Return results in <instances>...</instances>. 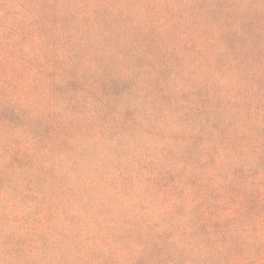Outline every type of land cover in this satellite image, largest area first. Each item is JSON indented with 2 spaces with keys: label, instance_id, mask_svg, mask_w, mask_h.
Returning <instances> with one entry per match:
<instances>
[{
  "label": "rangeland",
  "instance_id": "374dc122",
  "mask_svg": "<svg viewBox=\"0 0 264 264\" xmlns=\"http://www.w3.org/2000/svg\"><path fill=\"white\" fill-rule=\"evenodd\" d=\"M37 1L38 12L39 3L49 4ZM69 3L77 12H68ZM55 7L62 27L91 9L98 22L80 34L70 62L59 48L65 87L48 62L53 40L44 39L49 45L27 67L50 92L27 89L22 101L51 95L56 109L80 115L73 132L88 127L106 140L65 147L77 159L73 174L32 175L35 193L10 190L20 217L2 230L14 234L17 264H87L89 257L88 264H144L133 260L130 240L152 230L149 222L200 220L203 235L220 237L235 215L226 243L234 256L215 264H264V179L225 165L223 180L210 165L200 168L205 157L225 156L221 141L238 137L256 150L249 138L264 140V0H58ZM2 65L0 91L17 78ZM9 103L23 107L20 99ZM192 127L200 132L189 141L211 137L209 149L184 144ZM48 208L51 225L39 231Z\"/></svg>",
  "mask_w": 264,
  "mask_h": 264
},
{
  "label": "trees",
  "instance_id": "16d2710c",
  "mask_svg": "<svg viewBox=\"0 0 264 264\" xmlns=\"http://www.w3.org/2000/svg\"><path fill=\"white\" fill-rule=\"evenodd\" d=\"M46 1L49 4L44 3L45 7L42 3H39L42 8L39 6L41 12H38L35 9L38 4L37 0H0V69L4 70L2 64H8L10 78L14 80L15 76L17 77L14 84L11 81V84L1 86L0 91V264H17L13 255L14 244L11 239L14 234L2 230L3 226L15 227L20 217L18 213L12 210L16 199L14 201L9 200L10 190H13L14 187L17 192L16 187L24 185V194L28 192L35 193V189L30 190L31 184L34 182L31 179L32 175H36L38 181H40L45 178V175L53 174V170L56 174L75 171L70 166V162L77 159L65 147L77 144V148H79L88 139L106 140V137L96 134L99 133L96 131L93 133V130L88 127L73 132L71 125L76 123L74 121H77L76 119H79L80 115L69 112L64 107L56 109L53 102H51V95L48 97L46 95H36L32 103H28V99L25 102L22 101V99H25L24 93L27 89H30L31 93H37L46 88L44 83L41 82L42 77L31 75L27 67L28 64L31 65L30 61L40 59L42 53L37 48L44 44L49 45L44 42V39L50 38L53 40L51 45L53 46L51 48L53 59L52 62L49 60L48 62L52 63L54 73L60 78L58 82H62V86L65 87L67 84V81H65L66 76L62 74L57 66V62L61 61L58 54L59 48L63 47L65 50L62 52L68 54L63 57L62 61L70 62L71 55L74 56L75 54L77 41H84L85 39L80 34L87 31L88 25L98 22L95 10L91 9L88 13L75 19L79 23L74 20L73 23L65 24L62 27L60 25V11L55 7L58 0ZM69 4L68 8L71 9L68 12L75 13L73 10L77 12L78 2H75L76 6ZM60 27L62 31L59 30ZM24 46L28 47L25 48L26 53L24 56H21L19 52ZM30 46H33L35 51ZM3 53H5V56ZM40 73L43 77L52 75L46 73V71H40L38 74ZM27 76L30 77L31 82L26 79ZM17 80H19V83ZM49 81L52 83L51 80ZM49 92L50 89L43 91V93ZM63 94H66V92H63ZM12 95L14 97L10 98ZM15 99H20L22 108H16L15 106L10 108L12 105L9 101ZM60 99L63 103L66 102L65 97L60 96ZM29 106L32 107L30 111L35 112L34 116L29 112ZM36 129L39 130L38 133H36ZM49 131H52L51 135H48ZM198 132L200 131L194 129V127L187 129L182 138L184 144L192 142V147H195V149L199 145L202 149H209L211 137L207 139L208 141L201 140L202 143L197 142L198 145L193 143L194 140L189 141V139H192L190 137L198 135ZM245 132H250V129L248 128ZM176 139L179 140V137H176ZM249 140L256 144V150H251L248 147L249 145L247 143L243 144L238 137L221 141L223 147L221 152L225 156H221V153L217 152L219 154L216 156L205 157L203 161H200V168L210 165L211 172L213 173L212 169L218 171L219 174L217 175L223 179L224 171L222 168L225 169V165H227L243 171H250L264 179V140L259 141L256 138H249ZM249 151L253 153L250 154ZM80 165L86 164L80 161ZM226 178L228 177L226 176ZM260 184L264 192V183L260 182ZM17 193L20 194L21 190L19 189ZM21 197L27 199L26 195H21ZM7 202L11 203L7 204ZM5 204L9 207V210L3 207ZM48 211H46L45 222L39 227V231L43 228L47 229L51 225L52 210L48 208ZM236 217L237 215L225 223V233L220 237H217V235L213 237V234L207 235L208 237L203 235L205 224L200 220L169 218L159 222L158 220L149 222L152 224V228L150 227L152 230L144 231L137 239H134L135 241L130 240L133 243V260L144 264H215V261L222 257L232 259L234 255L230 253L229 244L226 245V243L229 240L228 231L237 225V222H233ZM199 230L201 231L200 235L197 234ZM110 249L115 248L113 246ZM30 251L26 255L28 260L33 257L29 253ZM92 252L91 250L90 254ZM125 255L126 252L121 253L124 258ZM230 259L225 258L223 261L228 262ZM89 260L90 257L87 264ZM77 263H79L78 259L75 258L71 264ZM63 264H66V261Z\"/></svg>",
  "mask_w": 264,
  "mask_h": 264
}]
</instances>
